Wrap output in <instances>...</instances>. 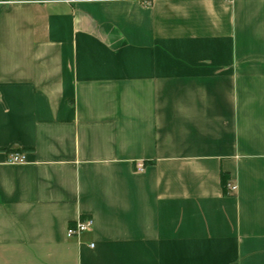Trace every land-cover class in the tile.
I'll return each mask as SVG.
<instances>
[{"label": "crops", "instance_id": "1", "mask_svg": "<svg viewBox=\"0 0 264 264\" xmlns=\"http://www.w3.org/2000/svg\"><path fill=\"white\" fill-rule=\"evenodd\" d=\"M67 1L0 0V264H264V0Z\"/></svg>", "mask_w": 264, "mask_h": 264}, {"label": "built area", "instance_id": "2", "mask_svg": "<svg viewBox=\"0 0 264 264\" xmlns=\"http://www.w3.org/2000/svg\"><path fill=\"white\" fill-rule=\"evenodd\" d=\"M87 1H92V0H87ZM67 2H71L74 3L76 2V0H69ZM8 162L10 164H24L25 163V156L21 153L18 152H14L10 155ZM137 171H142V167H138ZM232 191L234 190V188H230ZM92 227V221L91 220H87L84 222H77L75 224V226L72 228H69L67 230V237H72L74 235H79L89 229H91Z\"/></svg>", "mask_w": 264, "mask_h": 264}, {"label": "trees", "instance_id": "3", "mask_svg": "<svg viewBox=\"0 0 264 264\" xmlns=\"http://www.w3.org/2000/svg\"><path fill=\"white\" fill-rule=\"evenodd\" d=\"M221 183H222V187H223V189H225V188H226V180H225L224 177H222V181H221Z\"/></svg>", "mask_w": 264, "mask_h": 264}]
</instances>
